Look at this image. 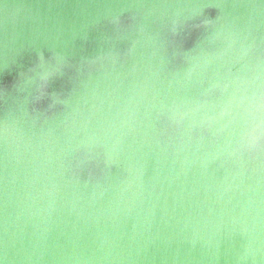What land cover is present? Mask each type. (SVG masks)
Returning a JSON list of instances; mask_svg holds the SVG:
<instances>
[{
    "label": "clouds",
    "instance_id": "clouds-1",
    "mask_svg": "<svg viewBox=\"0 0 264 264\" xmlns=\"http://www.w3.org/2000/svg\"><path fill=\"white\" fill-rule=\"evenodd\" d=\"M0 264H264V0H0Z\"/></svg>",
    "mask_w": 264,
    "mask_h": 264
}]
</instances>
